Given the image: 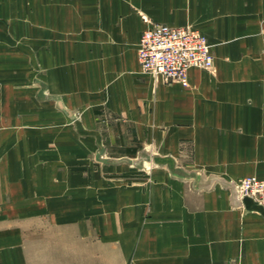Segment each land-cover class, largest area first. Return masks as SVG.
<instances>
[{
	"label": "crops",
	"instance_id": "1",
	"mask_svg": "<svg viewBox=\"0 0 264 264\" xmlns=\"http://www.w3.org/2000/svg\"><path fill=\"white\" fill-rule=\"evenodd\" d=\"M140 12L194 26L212 69L188 68L185 87L140 72ZM0 13L3 59L20 64L0 69L8 124L41 107L26 87L37 62L62 110L57 124L81 139L83 157L94 147L110 160L58 167L28 152L25 134L0 132V264H264V210L230 187L264 179V0H0ZM108 174L113 190L93 195Z\"/></svg>",
	"mask_w": 264,
	"mask_h": 264
},
{
	"label": "rangeland",
	"instance_id": "2",
	"mask_svg": "<svg viewBox=\"0 0 264 264\" xmlns=\"http://www.w3.org/2000/svg\"><path fill=\"white\" fill-rule=\"evenodd\" d=\"M140 17H142L143 21L149 22L148 17H146L141 12L139 13ZM27 15L29 17L31 14H23V13H13L11 14L13 20H27ZM50 14L44 13L43 19L44 24L45 21L49 19ZM144 17V18H143ZM6 14L0 13V21H6ZM6 23V22H5ZM191 25V24H187ZM52 28H44L43 29V43L42 50L44 54L51 53L54 49V45L50 44ZM50 33V35H49ZM6 50L3 49V45L0 44V69L4 67H9L12 64L13 67H20L18 61L10 62L8 60H4ZM34 52V50H33ZM212 69V68H211ZM46 68L42 67L37 62H32V65L28 69V75L26 78V87H27V97L36 99L37 101L42 102L40 108H36L35 106L28 107L25 110L18 113V117L22 118L26 122L23 125L8 124V116L14 117V109H4L0 108V132H8L12 131L15 133H23L26 135L28 139L26 141V148L28 152H32L35 150H41V154H48L54 156V165L61 166L70 164L72 166H82L89 165L93 168H99L100 163H104L105 158L100 157L98 152L93 153L92 157L89 158L83 157V142L80 138L75 137V141H73L71 136L67 131L66 125L57 124L60 121L62 115V110L54 108V92L50 91L49 87V78L45 79L44 75L46 73ZM11 79H19V77ZM1 87V86H0ZM1 96V93H0ZM106 112H101L98 116H95L96 122L99 121V118L102 116L106 117ZM71 118L78 119L81 116V112L79 110H73L68 115ZM7 117V118H6ZM23 142H20L22 144ZM8 144V141L5 142L0 139V148L1 146H5ZM11 144H19V142H11ZM96 154L94 157L93 155ZM106 162H110L107 160ZM130 162V161H129ZM80 175H83L82 170L78 172ZM95 177H92V183L95 184L98 180V173L95 172ZM114 174H108L106 177V185H101V187H95L91 192L93 195L98 196L101 194L100 192L104 190V186H107L108 195L111 189L110 187L114 185ZM237 199V198H236ZM240 199V198H239ZM262 208V207H261ZM263 209V208H262ZM264 210V209H263ZM146 214V210L144 211Z\"/></svg>",
	"mask_w": 264,
	"mask_h": 264
},
{
	"label": "built area",
	"instance_id": "3",
	"mask_svg": "<svg viewBox=\"0 0 264 264\" xmlns=\"http://www.w3.org/2000/svg\"><path fill=\"white\" fill-rule=\"evenodd\" d=\"M136 62L140 72L153 80L187 86L188 68L210 70L213 54L206 38L192 25H168L149 21L139 34ZM105 117L99 118L104 122ZM235 198L251 197L264 209V179L243 176L230 182Z\"/></svg>",
	"mask_w": 264,
	"mask_h": 264
}]
</instances>
